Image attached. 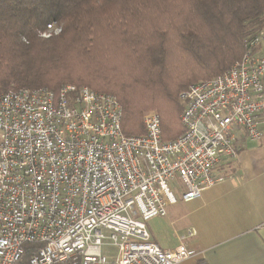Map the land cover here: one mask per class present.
<instances>
[{
    "label": "built area",
    "instance_id": "built-area-1",
    "mask_svg": "<svg viewBox=\"0 0 264 264\" xmlns=\"http://www.w3.org/2000/svg\"><path fill=\"white\" fill-rule=\"evenodd\" d=\"M59 30L51 21L40 35ZM244 40L228 69L178 92L184 130L172 140L162 139L155 110L144 114L143 134L125 135L116 96L88 85L1 93L0 264H22L27 245V264H177L197 255L183 241L159 248L145 222L177 201L178 182L189 201L224 180L216 168L237 156L239 136L261 140L264 27Z\"/></svg>",
    "mask_w": 264,
    "mask_h": 264
},
{
    "label": "trees",
    "instance_id": "trees-1",
    "mask_svg": "<svg viewBox=\"0 0 264 264\" xmlns=\"http://www.w3.org/2000/svg\"><path fill=\"white\" fill-rule=\"evenodd\" d=\"M51 21L60 33L41 36ZM262 27L264 0H0V94L88 85L116 96L125 135L155 110L172 140L178 92L228 69Z\"/></svg>",
    "mask_w": 264,
    "mask_h": 264
},
{
    "label": "crops",
    "instance_id": "crops-1",
    "mask_svg": "<svg viewBox=\"0 0 264 264\" xmlns=\"http://www.w3.org/2000/svg\"><path fill=\"white\" fill-rule=\"evenodd\" d=\"M234 147L237 156L216 168L224 180L189 201L177 195L165 215L145 222L159 248L183 241L199 252L177 264H198L200 257L207 264H264V133L256 142L241 135ZM188 229L193 235L181 238Z\"/></svg>",
    "mask_w": 264,
    "mask_h": 264
},
{
    "label": "rangeland",
    "instance_id": "rangeland-1",
    "mask_svg": "<svg viewBox=\"0 0 264 264\" xmlns=\"http://www.w3.org/2000/svg\"><path fill=\"white\" fill-rule=\"evenodd\" d=\"M58 27L60 28V30H59L58 33H60V31H61V24H58ZM58 33H56V34H58ZM52 35H54V34H52ZM178 183H179V188H178L179 191H176V196L179 195V192H181V191L183 190V186L180 184V182H178ZM167 184H168L169 187H171L173 190L176 189V186H175L173 183L168 182ZM103 251H106V253H109L110 256H111V255H114L115 252H116V250H115L114 247H109V246H107V247H103Z\"/></svg>",
    "mask_w": 264,
    "mask_h": 264
}]
</instances>
